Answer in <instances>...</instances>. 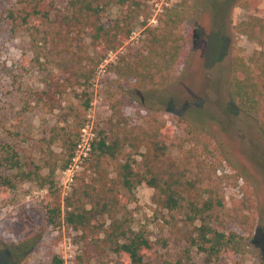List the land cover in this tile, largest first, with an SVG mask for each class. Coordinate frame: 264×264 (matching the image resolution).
Wrapping results in <instances>:
<instances>
[{"label":"rangeland","instance_id":"rangeland-1","mask_svg":"<svg viewBox=\"0 0 264 264\" xmlns=\"http://www.w3.org/2000/svg\"><path fill=\"white\" fill-rule=\"evenodd\" d=\"M66 1L0 0V175L13 182L0 185V264H49L55 254L62 264H118L108 249L85 248L80 233L62 220L65 199L91 157L90 150L64 190L60 171L67 142H77L87 123L95 139L102 131L121 142L114 157L100 158L104 174L114 177L122 163L134 161L132 185L120 188L112 215L150 238L156 257L146 264H264V133L228 95L231 49L247 56L261 48L243 29L253 18L264 20V0H141L140 21L147 19L124 45L139 46L151 28H168L172 8L182 14L173 31L191 41L187 58L126 81L107 65L126 52L123 45L108 53L89 82L68 89L51 107L37 100V92L47 74L57 72V57L39 42L36 26ZM124 10L110 4L100 20L113 23ZM150 136L167 141L177 166L182 162L191 177L203 179L196 190L200 204L211 205L209 224L243 235L242 252L207 256L196 245L200 220L190 221L184 207L165 209L161 192L144 184V147L137 145ZM8 152L17 154L21 170L37 174L13 176L17 170L3 163ZM42 177L48 179L40 187ZM47 204L60 205L57 226L46 221Z\"/></svg>","mask_w":264,"mask_h":264},{"label":"trees","instance_id":"trees-1","mask_svg":"<svg viewBox=\"0 0 264 264\" xmlns=\"http://www.w3.org/2000/svg\"><path fill=\"white\" fill-rule=\"evenodd\" d=\"M110 4L125 10L113 23L104 24L100 14ZM140 8L141 0H67L52 16L47 13L45 20H41L40 26L36 28L41 27L38 28L39 42L57 57V72L47 74L43 89L37 92V100L53 107L68 89L89 82L108 53L117 51L129 40L134 26L145 24L147 18L140 21ZM176 11L171 8L166 13L168 28H163L159 33L148 28L151 34L146 36L141 45H124L126 52L118 53L116 61L107 64L108 69L116 73L118 78L126 80L128 77L140 78L144 74L151 76L153 66L157 72L165 67H177L181 58L186 59L189 55L191 41L173 31L182 21L179 19L182 14ZM258 23L259 27L254 29ZM243 32L250 39L255 38L261 48L254 47L247 56L231 49L228 95L234 106L251 117L264 133V20L253 18L245 22ZM88 104L87 99L85 106ZM82 125H77V129ZM67 144V157L62 168L73 153L76 139L69 140ZM141 146L144 147L142 155L145 171L140 176L144 184L161 192L165 209L172 211L184 207L190 221L200 220L196 229L198 249L207 256H218L229 251L242 252L247 246L243 235L224 233L209 224L208 211L211 205L208 202L200 204L196 190L203 179L191 177L184 163L180 162L177 166L167 141L150 136L140 140L137 148ZM120 147L118 136L99 132L92 143L87 168L76 176L70 194L65 199L62 220L80 233L85 248L93 246L108 249L117 256L118 264H146L156 257L150 238L142 229L124 227L112 215L120 188L129 189L132 185L134 161L122 163L114 177L104 174L100 167V158L114 157ZM3 163L17 170L13 176L18 179H29L37 174L35 171L21 170L15 152L6 153ZM88 170L94 172V177L88 178ZM47 179L42 177L39 186H45ZM48 182L52 185V180ZM12 184L10 178L0 175V185ZM45 208L47 223L57 226L60 223V205L47 204ZM49 264H62V259L55 254Z\"/></svg>","mask_w":264,"mask_h":264},{"label":"built area","instance_id":"built-area-1","mask_svg":"<svg viewBox=\"0 0 264 264\" xmlns=\"http://www.w3.org/2000/svg\"><path fill=\"white\" fill-rule=\"evenodd\" d=\"M94 136L95 134L92 131L90 124L87 123L81 128L73 153L70 156L68 163L60 171L61 183L64 190L69 189L76 172L80 169L81 164L91 150L92 143L95 140Z\"/></svg>","mask_w":264,"mask_h":264}]
</instances>
